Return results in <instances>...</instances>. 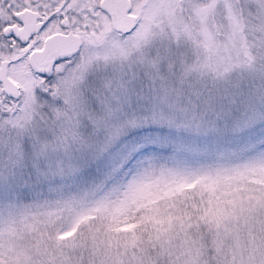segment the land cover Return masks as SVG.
<instances>
[{
  "label": "snow or ice",
  "instance_id": "snow-or-ice-1",
  "mask_svg": "<svg viewBox=\"0 0 264 264\" xmlns=\"http://www.w3.org/2000/svg\"><path fill=\"white\" fill-rule=\"evenodd\" d=\"M150 7L0 0V191L79 182L152 154L264 153V57L257 68L245 44L235 64L190 71L170 51L130 53Z\"/></svg>",
  "mask_w": 264,
  "mask_h": 264
},
{
  "label": "rangeland",
  "instance_id": "rangeland-1",
  "mask_svg": "<svg viewBox=\"0 0 264 264\" xmlns=\"http://www.w3.org/2000/svg\"><path fill=\"white\" fill-rule=\"evenodd\" d=\"M151 23L130 53L170 51L190 71L235 64L245 44L257 68L264 57V0H164ZM0 264H264V153L152 154L79 182L0 191Z\"/></svg>",
  "mask_w": 264,
  "mask_h": 264
},
{
  "label": "flooded vegetation",
  "instance_id": "flooded-vegetation-1",
  "mask_svg": "<svg viewBox=\"0 0 264 264\" xmlns=\"http://www.w3.org/2000/svg\"><path fill=\"white\" fill-rule=\"evenodd\" d=\"M149 3L151 7L145 19V26H147L149 22H152L151 23L152 25L155 19H160L161 12L163 13V10H164V0H149ZM101 50H105V49L102 48L99 50V52Z\"/></svg>",
  "mask_w": 264,
  "mask_h": 264
}]
</instances>
